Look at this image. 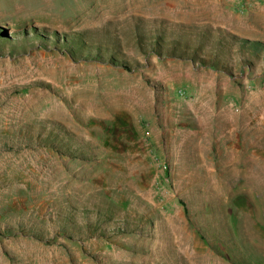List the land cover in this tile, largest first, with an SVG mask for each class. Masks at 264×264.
<instances>
[{"label": "rangeland", "instance_id": "rangeland-1", "mask_svg": "<svg viewBox=\"0 0 264 264\" xmlns=\"http://www.w3.org/2000/svg\"><path fill=\"white\" fill-rule=\"evenodd\" d=\"M0 264H264V0H0Z\"/></svg>", "mask_w": 264, "mask_h": 264}]
</instances>
